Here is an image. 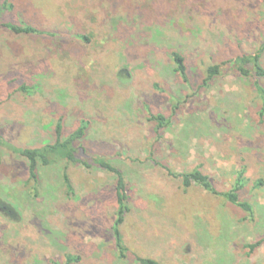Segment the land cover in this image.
<instances>
[{
	"label": "rangeland",
	"instance_id": "obj_1",
	"mask_svg": "<svg viewBox=\"0 0 264 264\" xmlns=\"http://www.w3.org/2000/svg\"><path fill=\"white\" fill-rule=\"evenodd\" d=\"M0 23L37 30L0 26V264H264V106L236 65L260 50L264 0H0ZM59 123L63 138L86 128L76 159L91 168L39 164L32 180L18 151L53 145ZM95 159L127 183L123 258L116 179ZM164 167L220 193L243 172L253 213Z\"/></svg>",
	"mask_w": 264,
	"mask_h": 264
},
{
	"label": "trees",
	"instance_id": "obj_2",
	"mask_svg": "<svg viewBox=\"0 0 264 264\" xmlns=\"http://www.w3.org/2000/svg\"><path fill=\"white\" fill-rule=\"evenodd\" d=\"M0 26L17 35H29L37 32V30H35L34 28L22 27L11 23H0ZM78 38H80L83 41H89V39L85 36H78ZM263 53H264V39L262 41L259 51H257L253 55L242 56L236 61V65L238 72L243 77H250V75L252 74L253 77L256 79L255 90L264 106V87L260 84V80H264V67L261 63V57ZM173 61L176 66V73L183 80H185L186 66H185L184 58L181 55L174 53ZM248 66H252L253 70L251 72L247 70ZM221 72H222V65L217 64V65L209 66L205 72V78L203 80V84L207 85L215 78H217L219 75H221ZM22 89L25 90L24 88ZM154 120L160 122L161 125L162 122L164 121V118L159 115L155 117ZM85 129L86 128L84 126H81L75 132L70 134L68 137L63 138L62 127L61 124L59 123L57 124L56 127L57 139L53 145H47L41 149H32V150L24 149L18 151L19 155H21L24 159H26L28 163V171L32 180L36 178V170L39 164L43 167H48L63 160L66 162L67 166L73 164H81L86 169H90L91 166L76 159L77 148H75V144L83 140V138L85 137ZM1 144H2V139L0 138V150H1ZM93 162H94L93 165H96L101 170L107 173L113 174L116 179L115 198L117 202V211H116L115 221L112 225V234L114 239V245L118 252L119 258H123L124 255L123 253L125 252V248L123 246L121 227L125 221L126 214L129 212L127 183L125 181L123 174L118 169L113 167L109 162L102 159H95ZM164 169L166 172H168V174L171 177L181 180L182 185L185 188L191 187L192 185L200 186L206 192L214 196L221 197L227 203L241 209L243 212L249 215L253 213V207L250 203L240 201L239 193L244 187L243 172H240L237 175L236 181L234 185H232L231 190L220 193L213 188L212 184L208 180V177L204 176L199 170H194L182 175H175L169 168L164 167ZM63 179L67 192L69 194H72L73 188L70 179L66 175V173L63 174ZM254 248L255 246L251 247V249ZM75 260L78 261V259H72V257L68 258L69 262ZM139 264H158V263L152 259L144 258L139 260Z\"/></svg>",
	"mask_w": 264,
	"mask_h": 264
}]
</instances>
